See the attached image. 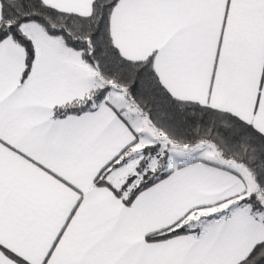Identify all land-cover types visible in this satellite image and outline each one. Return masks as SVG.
<instances>
[{"label": "crops", "instance_id": "obj_1", "mask_svg": "<svg viewBox=\"0 0 264 264\" xmlns=\"http://www.w3.org/2000/svg\"><path fill=\"white\" fill-rule=\"evenodd\" d=\"M42 1L88 16L94 0ZM109 28L122 57L152 58L172 97L264 136V0H117ZM21 29L34 47L23 82L24 49L0 42V264H237L264 241L262 215L236 204L257 191L237 165L186 160L127 203L139 182L124 169L141 134L126 108L53 116L99 76L61 37ZM102 170L106 184L94 186ZM178 221L198 234L147 239Z\"/></svg>", "mask_w": 264, "mask_h": 264}, {"label": "trees", "instance_id": "obj_2", "mask_svg": "<svg viewBox=\"0 0 264 264\" xmlns=\"http://www.w3.org/2000/svg\"><path fill=\"white\" fill-rule=\"evenodd\" d=\"M117 0H94L88 16L58 11L42 0H2L0 15V42L11 39L20 45L26 54L23 78L30 71L34 47L31 38L21 25L27 22L38 24L48 35L61 37L69 48L79 52L82 60L94 68L107 86L90 91L86 96L53 108L52 115L64 117L95 110L105 98L111 86L124 91L133 105L150 123L162 130L168 137L186 146L209 143L226 163L237 165L250 174L257 192L264 198V136L237 117L215 110L196 102L183 101L172 97L161 84L154 71L152 58L127 60L121 56L110 36V15ZM22 78V79H23ZM140 181L130 192L132 198L142 189L166 177L171 170L161 172L159 167L150 172L141 161ZM120 163L113 164L117 167ZM95 178L93 185L106 184L104 171ZM250 209L259 214L264 210L261 201L243 197ZM198 229L188 228L181 221L173 226L152 233L148 240H164ZM237 264H264V241L258 242L249 254Z\"/></svg>", "mask_w": 264, "mask_h": 264}, {"label": "rangeland", "instance_id": "obj_3", "mask_svg": "<svg viewBox=\"0 0 264 264\" xmlns=\"http://www.w3.org/2000/svg\"><path fill=\"white\" fill-rule=\"evenodd\" d=\"M23 29L28 32L32 33H45V31L36 23L34 22H27L22 25ZM85 63V62H84ZM25 67V65H24ZM85 69L91 74L92 70L89 65H85ZM97 74L98 72L92 68ZM93 71V72H94ZM23 73L20 76V82H23L25 79L23 78ZM99 76V75H98ZM23 78V79H22ZM100 85L99 88H103L104 86L108 85V82L101 79L99 77ZM98 89V88H97ZM108 101L109 103L115 104L119 106V108H126V110L122 111L123 116L140 131V139L137 149L132 153V157L128 162V165L124 169V174L133 176V174H137V177L140 180H145L149 177H141L142 174L139 168L143 165L141 161L145 162L146 167L145 169H149V172L154 171L157 167H159L160 171H167V169L174 167L176 164L185 162L186 160L192 158H203L206 160H211L213 162H220L221 164H226V160L220 157L218 153H215V150L212 145L209 143L201 142L197 143L194 146H186L177 141H174L170 137H168L162 130L155 128L149 121V119L144 115L136 106L133 105L132 101L127 97L126 93L120 88L116 86H111L108 92L105 95L104 102ZM132 111L134 113L138 112L140 117L142 116L139 121L135 119L131 114ZM144 147V153L143 148ZM142 159V160H141ZM235 168L236 166L233 165ZM243 174L246 175L243 170H241ZM151 176V173H150ZM251 177V176H250ZM135 180V184L140 182L139 180ZM253 181V180H252ZM254 183V182H253ZM256 185V184H255ZM252 191L244 195L236 200V204L238 205H245L247 204L244 202H239L245 196L253 197L259 201H261L264 207V198L258 194L257 191ZM219 208L218 210H220ZM264 210V208H263ZM264 213V212H263ZM204 214H208V211L203 212ZM226 214L228 212L226 211ZM223 214V215H226ZM262 218H263V214ZM260 215V216H261ZM207 216V215H206ZM187 226V225H186ZM189 228V226H187Z\"/></svg>", "mask_w": 264, "mask_h": 264}]
</instances>
